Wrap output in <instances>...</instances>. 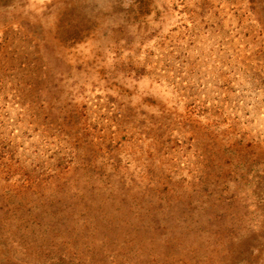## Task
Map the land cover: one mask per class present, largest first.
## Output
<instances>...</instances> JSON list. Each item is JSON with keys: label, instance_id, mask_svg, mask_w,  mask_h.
<instances>
[{"label": "rangeland", "instance_id": "1", "mask_svg": "<svg viewBox=\"0 0 264 264\" xmlns=\"http://www.w3.org/2000/svg\"><path fill=\"white\" fill-rule=\"evenodd\" d=\"M0 264H264V0H0Z\"/></svg>", "mask_w": 264, "mask_h": 264}]
</instances>
